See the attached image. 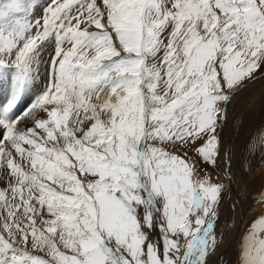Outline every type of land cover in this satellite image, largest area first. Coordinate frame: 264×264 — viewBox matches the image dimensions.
<instances>
[{
    "label": "snow or ice",
    "instance_id": "snow-or-ice-1",
    "mask_svg": "<svg viewBox=\"0 0 264 264\" xmlns=\"http://www.w3.org/2000/svg\"><path fill=\"white\" fill-rule=\"evenodd\" d=\"M262 66L264 0H0V264H210L217 129Z\"/></svg>",
    "mask_w": 264,
    "mask_h": 264
},
{
    "label": "bare ground",
    "instance_id": "bare-ground-1",
    "mask_svg": "<svg viewBox=\"0 0 264 264\" xmlns=\"http://www.w3.org/2000/svg\"><path fill=\"white\" fill-rule=\"evenodd\" d=\"M40 1L44 0H38V2ZM240 103L242 105V109L244 108L246 110L245 113L243 111H237V114L242 118L241 120L239 119V124L240 126H242L241 131H243L240 134H242L244 139L246 140V142L244 143L246 154L245 162H247V168L250 170L248 175L250 179L248 186V201L247 203L245 202V204L246 208H250V211L254 213L256 218L257 216L264 214V204L257 203V193L260 190L264 189V169H262V166H264V144L259 143V138L261 136H264V79L247 89H243V91L239 93V96H237L235 102L233 101V104H230L231 106H229L227 109L229 110L227 118L231 117L232 113H234V109L232 111L233 105H240ZM235 123L236 122L234 121L233 124ZM228 132L224 131L222 135V142L224 144L228 139L225 137ZM254 143L256 145L255 149L253 151H249V145H252ZM225 193H227L228 195H224ZM225 193L222 192V199L220 204V220L217 224V233L218 235L220 233H223V238L218 239V245L216 247L215 254L210 257V260H214L215 262L216 259V263L214 264H238L239 259L234 263L232 262V260L238 257L237 255H234L235 253L238 254L237 247L240 237H244V234H246L248 227L253 219L251 213H242L238 210V204L236 203L238 201L236 195L238 192L236 191V189L233 188L231 192L228 190L227 192L225 191ZM255 212L258 213L255 214ZM243 219L247 221L246 227H242ZM236 221L237 223L240 222L238 226H236ZM225 223L227 224V227L224 226Z\"/></svg>",
    "mask_w": 264,
    "mask_h": 264
},
{
    "label": "rangeland",
    "instance_id": "rangeland-1",
    "mask_svg": "<svg viewBox=\"0 0 264 264\" xmlns=\"http://www.w3.org/2000/svg\"><path fill=\"white\" fill-rule=\"evenodd\" d=\"M43 2L44 1H40L38 3L43 4ZM253 76H254V78L245 81V86L243 88H241L239 91H237L235 93V95L232 96L231 101L227 105V109L229 106H231L233 104V101L235 102L237 96H239V93L242 92L243 89H247V88L257 84L258 82H261L264 79V66H262L255 73H253ZM7 95H8V88L7 87H0V101H3ZM32 98H33L32 90H29L25 94V96L23 97L18 108L19 109L25 108L27 105L30 104ZM233 109H234V111H233ZM232 111L234 113H232L231 117L227 118V120L224 122V124L221 128L217 129V132L220 134L221 139H222V135H223L224 131L228 132L230 130L232 132L231 133L229 131L232 135L228 132L227 135L225 136L226 138H228L225 144H227V145L230 144V146L234 150L233 151V156H234L233 159L234 160H232V172L234 174L235 179H234V182L230 183L229 178L222 172L219 175V179H217L215 175L213 176V179L215 182L223 184V186H224L223 193H225V191L227 192L228 190L231 192L233 190V188L236 189V191L238 192L236 194L237 200H238V203H237L238 204V210L242 213H251L252 219H254L255 218L254 213L250 211V208H246V204H245V202L247 203V201H248V194H249L248 186H249V180H250L248 175H249L250 170L247 168V162H245L246 161V159H245L246 154H245L244 143L246 142V140L244 139L243 135L240 134L241 132H243V131H241L242 126H240V124H239V121L242 118L237 114L238 112H242V111L245 113L246 110L244 108L242 109V105L240 103V105H238V104L233 105ZM228 112H229V110H227V114H228ZM234 121L237 124L236 123L233 124ZM240 135L243 137V139ZM242 159L244 160V162ZM235 162H236V164H235ZM237 166H238V168H237ZM262 169H264V166H262ZM224 195H228V194L225 193ZM257 213L258 212H255V214H257ZM235 223H236V226H238L240 222L237 223V221H236ZM246 226H247V221H245V219H243L242 227H246ZM242 237H240V240ZM240 240H239V244L237 247L238 254H240V251H241V245H242L243 238H242L241 242H240ZM222 246H223V243H222ZM238 254L235 253L234 256L237 255L238 257H236L234 260L230 259V260H232L233 263L238 261V259H239ZM210 262H211L210 264H214V263H216V259H215V262H214V260H210ZM223 263H224V261H223ZM238 264H239V262H238Z\"/></svg>",
    "mask_w": 264,
    "mask_h": 264
}]
</instances>
